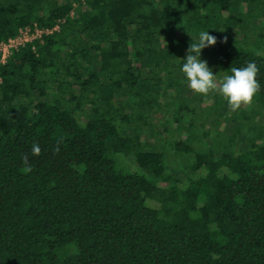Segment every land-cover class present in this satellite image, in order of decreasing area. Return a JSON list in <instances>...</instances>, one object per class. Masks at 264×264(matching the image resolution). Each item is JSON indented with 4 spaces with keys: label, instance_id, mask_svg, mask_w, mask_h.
<instances>
[{
    "label": "trees",
    "instance_id": "trees-1",
    "mask_svg": "<svg viewBox=\"0 0 264 264\" xmlns=\"http://www.w3.org/2000/svg\"><path fill=\"white\" fill-rule=\"evenodd\" d=\"M24 28L0 62V264H264V0H0V41ZM202 30L217 80L260 69L235 112L187 94Z\"/></svg>",
    "mask_w": 264,
    "mask_h": 264
},
{
    "label": "clouds",
    "instance_id": "clouds-1",
    "mask_svg": "<svg viewBox=\"0 0 264 264\" xmlns=\"http://www.w3.org/2000/svg\"><path fill=\"white\" fill-rule=\"evenodd\" d=\"M215 43L216 37L209 34L208 30L200 31L198 39L192 41L188 47L180 70L193 92L207 95L210 91H218L229 109L235 112L242 105L250 104L260 91L261 85L256 79L260 69L255 62H248L243 67H231L230 74L217 80L207 61L201 59L202 50ZM39 152V145H33V155H38ZM25 171H30V168H26Z\"/></svg>",
    "mask_w": 264,
    "mask_h": 264
},
{
    "label": "rangeland",
    "instance_id": "rangeland-1",
    "mask_svg": "<svg viewBox=\"0 0 264 264\" xmlns=\"http://www.w3.org/2000/svg\"><path fill=\"white\" fill-rule=\"evenodd\" d=\"M239 2V1H238ZM237 8L238 7H234V12H236L237 11ZM252 9H253V6H250L249 5V12H252ZM253 12H254V14H257V15H259V16H261V12H260V10H258V12L256 11L255 12V10H253ZM254 21H255V23L258 21L257 19H254ZM168 31H166L165 33H164V36H166V37H171L170 36V34H166ZM235 32H237V37H238V39H244L245 37L248 39V40H253V39H255L256 38V35H255V33L254 32H249L248 33V30H237V31H235ZM245 44H247V42L245 43ZM52 87H53V84H52ZM192 93H193V91L188 87L187 88V94L189 95V96H192ZM221 95L220 94H218V97H220ZM222 97V96H221ZM174 100V97H166L165 99H164V103H163V106H162V108L153 116L154 117V119H153V121L157 124V125H159V124H163L164 122V126H163V128H167V129H169V127H172L174 124H173V119L171 120V115H172V113H173V108H174V106H172V101ZM173 107V108H172ZM242 107V106H241ZM202 109H198V111L196 112V113H202V111H201ZM225 111H227V112H230L231 110L229 109V107H226L225 109H224ZM198 120H200V123L201 124H204V125H209L210 124V122H209V119L208 118H206L205 117V115L204 114H202L201 116H199L198 117ZM131 126V125H130ZM215 127H213L214 129H216L219 125H214ZM221 126V128L220 129H222L223 128V126L222 125H220ZM182 128H184V126H181V128H180V130H182ZM219 128V127H218ZM170 130V129H169ZM131 131V128H130V130H128L127 131V133H129ZM227 131H228V129H227ZM237 149L238 150H243V142H241L240 141V138H238L237 139ZM175 167H178V166H175ZM175 173L177 174V176L180 178V180H181V182L182 183H185L184 181L187 179V178H192V177H194V174L191 172V171H184V170H182V169H177L176 171H175Z\"/></svg>",
    "mask_w": 264,
    "mask_h": 264
},
{
    "label": "built area",
    "instance_id": "built-area-1",
    "mask_svg": "<svg viewBox=\"0 0 264 264\" xmlns=\"http://www.w3.org/2000/svg\"><path fill=\"white\" fill-rule=\"evenodd\" d=\"M41 36L42 32L38 29L24 28L20 30L17 37L0 41V62L5 64L13 51L23 47L26 43L41 39Z\"/></svg>",
    "mask_w": 264,
    "mask_h": 264
}]
</instances>
